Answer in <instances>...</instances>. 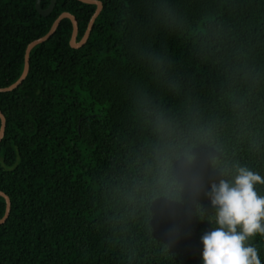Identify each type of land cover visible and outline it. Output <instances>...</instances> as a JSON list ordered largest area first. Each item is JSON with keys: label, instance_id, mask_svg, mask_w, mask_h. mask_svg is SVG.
<instances>
[{"label": "trees", "instance_id": "trees-1", "mask_svg": "<svg viewBox=\"0 0 264 264\" xmlns=\"http://www.w3.org/2000/svg\"><path fill=\"white\" fill-rule=\"evenodd\" d=\"M97 1L0 93V264H199L208 186L264 176V0ZM36 2L0 0V88L96 9Z\"/></svg>", "mask_w": 264, "mask_h": 264}, {"label": "clouds", "instance_id": "clouds-1", "mask_svg": "<svg viewBox=\"0 0 264 264\" xmlns=\"http://www.w3.org/2000/svg\"><path fill=\"white\" fill-rule=\"evenodd\" d=\"M228 175L208 186L211 214H198L209 225L199 237V264H262L250 241L264 237V194L256 188L264 176L239 165Z\"/></svg>", "mask_w": 264, "mask_h": 264}, {"label": "water", "instance_id": "water-1", "mask_svg": "<svg viewBox=\"0 0 264 264\" xmlns=\"http://www.w3.org/2000/svg\"><path fill=\"white\" fill-rule=\"evenodd\" d=\"M77 1H79V2H81L83 4L95 5L96 6V9H95L92 17L90 18V21L88 23L87 29H86L83 37L81 38V40L77 41L78 25H77L75 17L72 16L71 14H69V13H62L53 22L50 30L44 36L40 37L39 39H36V40L32 41L31 43H29L27 45L26 50H25V54H24V67H23V71H22L21 76L12 85H10L8 87H5V88H0V93L12 92V91L17 89L22 84V82L25 80V78L27 77L28 72H29L30 52L36 46L46 42L50 37H52L62 20L68 19V20H70L71 25H72V33H71V37H70V41H69L70 47L73 48V49H79V48H81L82 46L85 45V43L87 42V40H88V38L90 36V32L92 30L94 21L99 16V14L101 13L103 6H102V3L100 1H97V0H77ZM53 4L54 3L52 2L51 5L47 9L42 10L40 8V0H37V2H36V10L38 11V13L41 16H47L52 11ZM5 127H6V119H5L4 115L0 112V142L3 139V137H4ZM0 197H2L5 200V204H6L5 214H4L3 218L0 219V225H3L5 223V221H6V219L9 216L11 203H10V199L8 198V196H6L4 193L0 192Z\"/></svg>", "mask_w": 264, "mask_h": 264}]
</instances>
